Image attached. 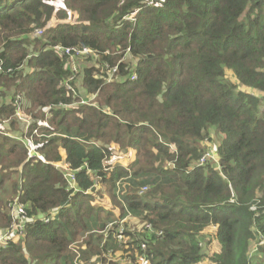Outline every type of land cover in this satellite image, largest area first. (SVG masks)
Wrapping results in <instances>:
<instances>
[{"label": "trees", "instance_id": "obj_1", "mask_svg": "<svg viewBox=\"0 0 264 264\" xmlns=\"http://www.w3.org/2000/svg\"><path fill=\"white\" fill-rule=\"evenodd\" d=\"M54 45L88 46L123 75L128 52L138 78L103 82L90 56L67 89ZM83 90L96 97L82 105ZM0 95V230L26 225L0 264H66L74 249L78 264H116L121 249L148 264H264V0H0ZM211 131L220 168L195 166ZM127 213L154 231L128 220L119 247V223L104 227Z\"/></svg>", "mask_w": 264, "mask_h": 264}, {"label": "built area", "instance_id": "obj_2", "mask_svg": "<svg viewBox=\"0 0 264 264\" xmlns=\"http://www.w3.org/2000/svg\"><path fill=\"white\" fill-rule=\"evenodd\" d=\"M124 19L125 20H131L132 18L131 17H124ZM42 31H43V29L36 28V29H34V34L40 35L42 33ZM53 50L57 55H59L61 57H67V62H68L67 65L68 66L71 65V68H70L71 75L67 79L60 81V85H65L67 89H72V84L70 83V81L73 80V82H74L75 81L74 76L79 73L78 64H76L75 60L79 59V58L88 59V58H90V56L95 57L94 62H92L90 65H94V67H96L95 69H97L96 75H97L98 79H100L106 83H109L112 81L120 82V81H123L125 79L126 80H135L137 78L138 58L136 57V58L131 59V61L129 63V61L127 59L128 55H129L128 52H126V54H124L122 57V61L124 63H126L128 66V67L124 68L125 70H128V72L126 71V74L123 75L122 70L120 71V61H118L116 64H114L112 66L110 64L106 63L105 69H104L101 65L99 66V64L96 62V60L98 58V54L96 52H94L91 48H89L88 46L54 45ZM106 53H108V51H106ZM27 153H28L29 157L34 155V152L32 149H29ZM217 158H218V155L216 153V149L213 147V145L209 144L207 146L206 150L199 156L197 162L195 163V166L203 165V164L209 163V162H213V163L218 164L219 160ZM71 176L73 177V174ZM145 189H147V187H145V186L142 187L141 192H143ZM15 212L21 213L22 218H24L25 212H24V209L20 205H17ZM129 216H131V214H128L127 217H129ZM127 220L128 219L125 218L124 220L120 221V224L118 225V227L116 229L118 241H123L124 237H125V231L127 229H130V227H128L126 225ZM135 228L138 230L143 228L144 230H149L151 233L154 231L152 224L150 222H141L140 224L137 222ZM260 239L264 240V236L260 235ZM260 243H262V241ZM141 245H142V248H146V243H142ZM256 248H257V251L259 252L258 243L256 244Z\"/></svg>", "mask_w": 264, "mask_h": 264}, {"label": "clouds", "instance_id": "obj_3", "mask_svg": "<svg viewBox=\"0 0 264 264\" xmlns=\"http://www.w3.org/2000/svg\"><path fill=\"white\" fill-rule=\"evenodd\" d=\"M34 29H36V27L33 28V29L28 33V36H29V37H31V38H37V37H40V36L43 35L44 28H41V29H43V31H42V33H41L40 35H35V34H34ZM52 49H53V46H52ZM138 60H139V59H138ZM137 66H138V69H139V61H138V63H137ZM137 78H138V70H137ZM137 78H136V79H137ZM136 79H135V80H136ZM101 81H102V80H101ZM123 81H124V80H123ZM103 82H104V81H103ZM112 82H117V81H112ZM19 97H20L19 95H16V99H15L16 102L18 101ZM95 97H96V94H94V93H87L85 90H83V91H82L81 104L83 105V104H86V103H90L93 99H95ZM0 98H1V95H0ZM17 115H18L19 119H22V118H20V116H19V109L17 110ZM81 141H82L83 143H86V142L84 141V139H81ZM205 150H206V148L204 147L203 152H204ZM33 152H34V151H33ZM130 153H131V157H132V158L129 160V162H130V161L133 159V157H134V153H133V151H130ZM216 153H217V150H216ZM217 155H218V153H217ZM218 156H219V155H218ZM27 157H28V159H31V158L38 159V158H39V156L36 154V152H34V155L31 156V157H29V156H28V153H27ZM124 157H125V155L123 156V158H122L121 161H117L116 163H118V164H120V165H122V166H123V165L126 166L127 163H124V161H123V160H124ZM209 163H211V162H209ZM63 175H64V177H65L66 180H69V187H74V188H75V186H76L75 181H76V180L74 179V175H73V177L71 176L72 173H70V174L65 173V174H63ZM68 176H69L70 178H68ZM100 179H101V178H100L99 176L96 177V178H95V182L97 183V181H99ZM125 183H126V182H125L123 179L118 180V182H117V190H116L117 193L121 194V193L123 192V187L125 186ZM144 186L147 187V189H145L143 192H141L142 187H144ZM69 187H67V189H69ZM149 188H150V186H149L148 184H143V185H141V186L138 187L137 194H138V195L144 194ZM104 197H106V196H104ZM106 199H109V197H106ZM17 205H20V206L22 207L21 204H17ZM8 206H12V208H13V212H14V205H13V203H12L11 201L8 203ZM104 206L106 207L105 204H104ZM22 208H23V207H22ZM128 214H131V213H127V214H126L121 220L114 221V223H110V224L106 225V226L104 227V229H108L110 226L114 225L116 222H118V223L120 224V221L124 220L125 218H127L128 220H130L132 217H136V223H135V224H137V222H138L139 224L142 222V221H140L139 216H135V215H132V214H131V216L127 217ZM54 215H55V210H54V209H53V210H50V209H49V210L46 211V212L38 213L37 216H38V218H40L42 221H44V222H49L50 219H53ZM128 220L126 221V225H127ZM25 226H26V225H25L24 223H12L8 229H5L4 231H1V230H0V246L3 247V243H4V241H5V240L7 239V237L10 236V235H12V236L17 235V236H19L20 239H22V238H23V234H24V228H25ZM135 226H136V225H135ZM116 229H117V228H116ZM115 237H116V242L119 243L118 246L121 247L122 244L124 243L125 237H124V240H123V241H118V239H117V230H116V233H115ZM142 243H145V242H142ZM142 243H141V244H142ZM141 247H142V245H141ZM141 250H144V251L147 250V243H146V248H141ZM121 251H124V250L121 249L120 251H117L116 253H112V251L108 250V253H109L108 255H109L110 260L113 261V262H115L116 264H122V258L127 257V255H124V254L120 253ZM125 252H129V251H125ZM72 253H74V254L77 255V257H76L75 260H74L73 258H70V257H69ZM111 253H112V254H111ZM63 259H64V261H66V264H78V263H81V261H84V260L86 259V256L83 255V256L81 257V252H80L79 250L74 249V250H72V252H71L68 256H66V257L63 258ZM130 264H148V262H147V258L141 254L140 256L138 255L134 260L131 259Z\"/></svg>", "mask_w": 264, "mask_h": 264}, {"label": "rangeland", "instance_id": "obj_4", "mask_svg": "<svg viewBox=\"0 0 264 264\" xmlns=\"http://www.w3.org/2000/svg\"><path fill=\"white\" fill-rule=\"evenodd\" d=\"M241 89V87H239ZM243 89V88H242ZM219 141V140H218ZM203 148H207V146L210 144V145H213V147L217 150V147H218V143H217V140L214 139V132L211 131L210 132V138H206L203 140ZM122 152V151H121ZM128 152V151H127ZM123 154L119 153V152H116V155L117 157L114 159V161H121L123 156L125 155L124 157V163H128L129 160L132 158L131 155L129 156L128 153H125V152H122ZM219 156H218V160H219ZM217 165V168H220L219 164H216ZM104 206V205H103ZM105 207V206H104ZM102 220L104 222H107V219H105L104 217H102ZM131 223H136V217H132L130 219ZM95 231V230H93ZM256 241L255 240H252L251 243H250V246H249V249L247 251V255L248 257L251 259V260H254V263L255 262H258V260L260 259V253L257 251V248H256ZM121 252H124V251H121ZM132 253L131 252H124V255H127V257H124L122 258V264H130L131 262V257L128 256V255H131ZM83 256V254L81 253V257ZM70 258H73L74 260L76 259L77 255L72 253L70 256ZM64 262V259L62 258L61 260V263Z\"/></svg>", "mask_w": 264, "mask_h": 264}]
</instances>
